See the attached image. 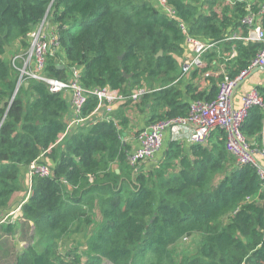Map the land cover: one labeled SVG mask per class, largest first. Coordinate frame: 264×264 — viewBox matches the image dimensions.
I'll list each match as a JSON object with an SVG mask.
<instances>
[{"label": "trees", "instance_id": "16d2710c", "mask_svg": "<svg viewBox=\"0 0 264 264\" xmlns=\"http://www.w3.org/2000/svg\"><path fill=\"white\" fill-rule=\"evenodd\" d=\"M260 1L167 0L174 10L169 15L150 0H0V210L19 190L22 167L35 159L45 163L46 157L51 170L31 177L20 210L32 232L14 264H80L82 256L83 264H264V179L252 163L236 164L223 130L213 131L204 145L170 140L144 170L142 162L129 163V146L122 141L128 122L122 111L131 98L119 106L116 119H101L92 117L98 100L88 93L79 113L83 122L67 132L64 93L26 78L13 96L19 72L4 57L15 42L25 53L29 32L51 17L60 51L47 57L44 75L67 80L74 67L88 91L108 87L129 96L144 89L139 105L148 109L149 124L184 116L189 100L217 92L214 77L207 91L197 92L181 79L174 85L188 55L178 22L192 37L221 45L219 53L211 48L203 54L204 66L194 68V76L214 61L234 76L262 43L229 37L238 28V36L247 33L241 20L248 10L259 13L264 26ZM232 49L236 55L225 61ZM257 89L264 100V86ZM240 130L263 162V109L250 108ZM12 230L11 223H0L4 256ZM73 234L75 244L60 248Z\"/></svg>", "mask_w": 264, "mask_h": 264}, {"label": "built area", "instance_id": "2783aa9c", "mask_svg": "<svg viewBox=\"0 0 264 264\" xmlns=\"http://www.w3.org/2000/svg\"><path fill=\"white\" fill-rule=\"evenodd\" d=\"M157 4L169 15H173L174 10L167 4V0H156ZM260 13H264V0L260 1ZM256 12L248 10L241 22L246 24L250 31L243 37L246 41H258L262 43L260 49L251 58L246 68L239 71L236 75L230 76L221 71L222 78L217 84V92L210 99H193L189 102L187 114L184 116L176 115L158 119L146 125L137 134L138 147L128 153V161L131 165H138L143 161L155 158L163 143V134L171 129L175 132L181 129H188L189 144H204L207 142L211 133L216 129L225 132V148L233 157L236 164H253L256 172L261 179H264V167L258 165L259 162L254 157V150L250 148L246 138L240 130V126L247 116L250 108L259 106L264 111V100L257 88H251L242 94L240 104L233 106L232 94L237 83L243 80L248 72L257 66H264V27L259 25L256 20ZM48 19L46 16L31 31L29 47L25 53L11 58V65L20 71L17 86L19 87L26 78L41 80L48 84L49 90L62 92L67 89L71 91V103L74 108L75 116L73 124L83 122L79 113L86 101L88 93L97 97L98 106L111 104L117 101H124L126 98L136 100L142 95L144 89H134L129 96H123L118 90L108 87L94 88L88 91L80 82V74L77 68L69 70L70 76L67 80L48 78L43 70L47 57L56 55L60 51V44L56 32V25L46 27ZM178 25L184 35V45L190 52L181 63L180 74L173 83H177L186 73L194 68L204 66L203 54L215 46V42H205L192 37L186 30L185 23L179 21ZM239 37L231 36V38ZM217 44V43H216ZM230 57L236 52L232 50ZM16 63H19L18 67ZM175 141V140H171ZM178 142V141H177ZM50 167L35 159L28 165L29 187L33 175H50ZM4 219H1L2 222Z\"/></svg>", "mask_w": 264, "mask_h": 264}, {"label": "crops", "instance_id": "0c3cea01", "mask_svg": "<svg viewBox=\"0 0 264 264\" xmlns=\"http://www.w3.org/2000/svg\"><path fill=\"white\" fill-rule=\"evenodd\" d=\"M150 1L155 6L160 7L157 4L156 0H150ZM229 1L230 0H226V3ZM258 14L259 13H257L256 17H255L257 20V23L259 25L263 26L262 20L260 19L261 16H259ZM51 25H55V23L53 22L51 17H48V22L46 23V27L49 28ZM249 31H250V29L248 27L247 33H249ZM241 34H242V30L240 28H238V30L233 32L231 34V36H236V35H241ZM244 36H239V37L241 39H243ZM229 38H231V37H229ZM243 40L246 41L245 39H243ZM215 46H218V44H216V42H215ZM219 46L221 47V45H219ZM220 47H215V49H213V50L215 52L219 53L221 50ZM19 48H20V45L17 42H15L14 45H12V46H8V48L5 51L4 57L7 60H9L13 56L18 55L17 53H19L18 52ZM232 50H234V49H232ZM187 51H188V49H187ZM231 51L225 53V56H226L224 58L225 61L233 58L236 55L235 54L234 56L230 57L229 53ZM20 53H22V51ZM188 54H190L189 51H188ZM182 60L180 61V64H181ZM225 67H226L225 63L219 62V61H214L211 63V67L208 70H206L204 72H200L195 76L193 75V73L191 72L192 70H191L189 73H186V75L180 81L191 83L192 85H194L196 87L197 92L207 91L210 88L211 77L215 78L216 87H217L218 82L222 78V75L220 72L224 71L225 73H227L229 75V73L226 71ZM254 68H256V67H254ZM251 70L248 72V74L243 79V81L239 85H236V87L234 88V91L232 94V101H233L234 107H236L240 104V98H241L242 94L245 93L247 90H249L251 88H257V86H264V69L256 70L254 72H251ZM69 76H70V74H69ZM219 76H221V78H219ZM180 81H178L177 83H174V85L178 84ZM184 85L185 84H182L179 87L182 88V90H183L184 98L188 99L189 94H186L187 89L184 87ZM63 93L69 102L68 114L65 115L64 119L66 120V122L68 124L67 132H71L76 127V124L72 123L73 117L75 116V113H74L73 108L71 107V91L66 90V91H63ZM190 101L191 100H189V102ZM139 102H140V97L136 100L131 101L129 104H127L123 108V111H122L123 117L125 119H127V121H128L126 124L125 130L122 132V141L124 144H127L129 146L128 152H130V151H132L138 147L137 134L141 129L145 128L146 125L148 124L147 123V115L149 114V111L147 108L144 109V108L140 107ZM123 103H124V101H117V102L111 103V104H107V103L102 104L94 111V114L92 115V117H97V118H101V119H104V118L107 119L109 117H112V118L116 119L117 118L116 116L118 115V113L122 109L119 106L122 105ZM63 136H64V134H61L60 138H62ZM170 140H175V141L184 143V145L186 147L191 145L188 142V129L187 128L181 129L178 132H175L171 129H168L163 134V143H162L160 150L156 154V158H151V159H148V160L142 162L140 164V166L142 165V169L148 170V166H150L153 162L156 163V161L158 160L157 159L158 155L160 153H162L161 151L164 150V148H166V145L168 144V142ZM204 144H206V143H204ZM43 160L46 161L45 163H47L46 157H43ZM258 165H260V166L264 165V161L260 162ZM112 168L115 169L116 172L118 171V167L116 166V164H113ZM21 174H22V177H21L22 182L20 184L19 190L15 191L13 193V195L11 196V198L8 202V207L6 209L0 210V220L4 219L2 222H9L13 225V230H12V233L10 235V243H9L10 251H9L7 256H4L3 252L1 251V246H3V243L0 242V264H14L16 254L19 253L24 247L27 246L28 243H27V241H25V239L28 236V234H31V232H32V224L30 222H28V223L24 222V219L22 220L21 210H20L21 204L26 200L27 196L29 195L28 166H24L21 168ZM92 212H93L94 220L98 222L100 220L98 208L96 206H94V209ZM72 236H75V234H73ZM71 240H73V237L71 238ZM68 242H69L68 238L62 239L60 241L59 247L61 248L62 245L64 247L67 246ZM73 244H74V242H73Z\"/></svg>", "mask_w": 264, "mask_h": 264}, {"label": "rangeland", "instance_id": "374dc122", "mask_svg": "<svg viewBox=\"0 0 264 264\" xmlns=\"http://www.w3.org/2000/svg\"><path fill=\"white\" fill-rule=\"evenodd\" d=\"M225 1H226V0H225ZM46 19H48V16L46 17ZM17 54L20 55V54H23V52H22V53L19 52V53H17ZM4 56H5V55H4ZM15 56H16V55H15ZM8 61H10V62H9V64H10V63H11V60H8ZM10 65H11V64H10ZM16 65H17L18 67L20 66L19 63H16ZM12 67H13V66H12ZM12 67H11V68H12ZM14 68H15V67H14ZM15 69H16V70L19 72V74H20V71H19L17 68H15ZM12 70H14V69L12 68ZM16 70H15V72H16ZM46 77H48V76H46ZM18 78H19V75H18ZM48 78H52V77H48ZM25 80H26V79H25ZM25 80H24V81H25ZM24 81H23V83H24ZM40 81H41V80H40ZM23 83H22V84H23ZM16 86H17V83H16ZM16 86H15V87H16ZM67 90H69V89H67ZM65 91H66V90H65ZM62 92H63V91H62ZM71 107L73 108L72 103H71ZM73 110H74V108H73ZM209 139L212 140L213 137L211 136V137H209ZM89 235H90V232H87L86 235L81 239V241H82V242L86 241L85 238H86L87 236H89ZM72 237H73V236H69V237H68L69 242L67 243V246L64 247V246L62 245V247L66 248V249L71 248V247L73 246V242L75 241L74 239L71 240ZM74 244H75V243H74ZM66 249H64V250H66ZM80 249H82V248H80ZM4 250H5V247L2 248V251H4ZM85 259H86V257H85V256H82V257H81V262H82V263H80V264H83ZM100 264H110V263L107 262L106 260H103Z\"/></svg>", "mask_w": 264, "mask_h": 264}, {"label": "water", "instance_id": "95a60500", "mask_svg": "<svg viewBox=\"0 0 264 264\" xmlns=\"http://www.w3.org/2000/svg\"><path fill=\"white\" fill-rule=\"evenodd\" d=\"M158 54H161V51H159ZM59 67H60V68H63L64 65H60ZM260 69H264V67H260V66H258V67H256V68L252 69L251 72H254V71H256V70H260ZM242 81H243V80L239 81V82L237 83V85H239ZM25 84L27 85L26 82H25ZM17 90H18V86H16V87L14 88L13 96L16 94Z\"/></svg>", "mask_w": 264, "mask_h": 264}, {"label": "clouds", "instance_id": "9594fccd", "mask_svg": "<svg viewBox=\"0 0 264 264\" xmlns=\"http://www.w3.org/2000/svg\"><path fill=\"white\" fill-rule=\"evenodd\" d=\"M14 57V56H13ZM9 60H11V59H9ZM182 63V62H181ZM180 66H181V64H180ZM262 67H264V66H262ZM141 96V95H140ZM132 101H133V99H131ZM77 125V124H76ZM46 164V163H45ZM262 166V165H261ZM30 188V187H29ZM1 223V222H0Z\"/></svg>", "mask_w": 264, "mask_h": 264}]
</instances>
